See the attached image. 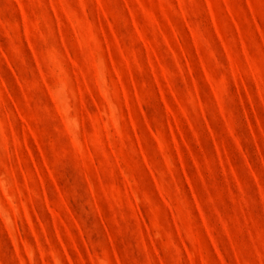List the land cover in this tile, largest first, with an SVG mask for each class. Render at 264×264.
Returning <instances> with one entry per match:
<instances>
[{
    "label": "rangeland",
    "instance_id": "obj_1",
    "mask_svg": "<svg viewBox=\"0 0 264 264\" xmlns=\"http://www.w3.org/2000/svg\"><path fill=\"white\" fill-rule=\"evenodd\" d=\"M0 264H264V0H0Z\"/></svg>",
    "mask_w": 264,
    "mask_h": 264
}]
</instances>
